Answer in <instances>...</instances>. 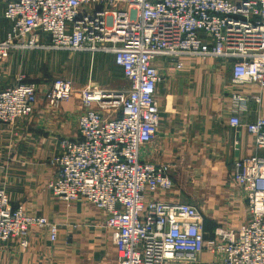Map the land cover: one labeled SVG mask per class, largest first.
<instances>
[{"label":"built area","instance_id":"1","mask_svg":"<svg viewBox=\"0 0 264 264\" xmlns=\"http://www.w3.org/2000/svg\"><path fill=\"white\" fill-rule=\"evenodd\" d=\"M0 17L10 21L0 40V62L13 51L45 48L112 53L127 87L105 89L89 83L80 90L82 112L76 138L61 139V150L49 158L56 176L48 188L71 205L86 201L104 211L103 227L112 233L117 264H190L205 249L201 210L184 202L153 199L174 187L171 167L142 158V149L160 124L156 61L163 57L175 69L184 59H221L231 67V85H256L264 91V0H3ZM38 84L20 76L0 86V125L30 115ZM75 93L67 78L56 79L45 92L54 107ZM261 94L230 95L234 127L244 126L264 149V117L244 123L240 115ZM233 180L246 195L250 218L238 227L217 226L212 250L223 264H264V155L237 158ZM47 227L57 239L58 226L44 215L14 206L0 187V247L19 239L28 246L29 230Z\"/></svg>","mask_w":264,"mask_h":264},{"label":"crops","instance_id":"2","mask_svg":"<svg viewBox=\"0 0 264 264\" xmlns=\"http://www.w3.org/2000/svg\"><path fill=\"white\" fill-rule=\"evenodd\" d=\"M10 27V21L0 17V40ZM156 64L162 75L156 90L160 124L155 138L142 149V158L170 165L174 187L151 198L197 206L204 218L206 247L198 262L190 264H223L211 247L215 228L238 227L250 218L245 192L232 178L234 161L264 155L244 126L229 123L230 95L261 94V102L249 100L248 111L240 115L248 123L264 117V91L256 85L233 87L231 67L221 59L186 57L182 70L163 57ZM38 87L34 111L13 125H0L1 152L7 150L0 187L6 188L14 206L24 205L30 213L55 222L57 239H50L47 227L33 226L27 247L17 238L1 245L0 264H117L112 233L102 226L104 211L86 201L68 205L48 188L57 174L49 158L61 150V139L79 134L80 95L54 107L45 99L46 85Z\"/></svg>","mask_w":264,"mask_h":264},{"label":"rangeland","instance_id":"3","mask_svg":"<svg viewBox=\"0 0 264 264\" xmlns=\"http://www.w3.org/2000/svg\"><path fill=\"white\" fill-rule=\"evenodd\" d=\"M20 76L35 81L39 86L46 85L47 89L56 79L67 78L73 82L78 94L89 83L105 89L127 87L112 53H100L94 57L88 52L45 48L16 50L8 59L0 62V86L15 84ZM6 156L7 150L1 152L0 148V186Z\"/></svg>","mask_w":264,"mask_h":264}]
</instances>
